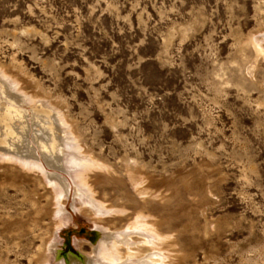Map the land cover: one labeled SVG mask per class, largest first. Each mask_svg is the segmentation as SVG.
Returning a JSON list of instances; mask_svg holds the SVG:
<instances>
[{"label": "rangeland", "instance_id": "rangeland-1", "mask_svg": "<svg viewBox=\"0 0 264 264\" xmlns=\"http://www.w3.org/2000/svg\"><path fill=\"white\" fill-rule=\"evenodd\" d=\"M263 57L264 0H0V68L58 107L112 168L89 172L96 199L127 210L78 209L65 172L51 264L84 261L97 225L137 210L172 264H264ZM20 167L0 159V264H37L52 231L47 184Z\"/></svg>", "mask_w": 264, "mask_h": 264}, {"label": "bare ground", "instance_id": "bare-ground-1", "mask_svg": "<svg viewBox=\"0 0 264 264\" xmlns=\"http://www.w3.org/2000/svg\"><path fill=\"white\" fill-rule=\"evenodd\" d=\"M255 41H251L255 51L253 53L262 54L261 47ZM0 159L17 162L21 169L39 175L45 185L47 184L52 205L49 213L52 231L49 229L51 232L48 237L42 239L35 252L38 255L37 264H51V259H56L59 230L72 221V216L66 213L64 208L65 196L71 190L65 172L72 175L73 196L80 199L78 209L83 207L90 210L89 214H95L98 219H101L103 214L127 211L125 207H121L123 204L120 208L110 203L105 205L106 203L94 196L89 172L93 169H105L109 172L112 168L103 167L106 166L105 163L81 150L77 134L58 107L24 91L17 79L8 75L2 68ZM80 167L83 169L79 170ZM126 171L137 194L143 196L145 203L147 199L144 195L147 191L141 187L143 179L136 176L139 170L126 167ZM150 218L151 215L147 211L137 210L131 219L119 228L110 229L97 225L96 240L94 239L91 245L89 255L84 261H79L71 255L70 263L172 264L166 260L168 255L161 247L165 236L158 231L155 222ZM59 264L65 263L60 260Z\"/></svg>", "mask_w": 264, "mask_h": 264}, {"label": "water", "instance_id": "water-1", "mask_svg": "<svg viewBox=\"0 0 264 264\" xmlns=\"http://www.w3.org/2000/svg\"><path fill=\"white\" fill-rule=\"evenodd\" d=\"M91 233H92L93 236H95L97 234V231L96 230H92ZM63 256L65 257V254Z\"/></svg>", "mask_w": 264, "mask_h": 264}]
</instances>
